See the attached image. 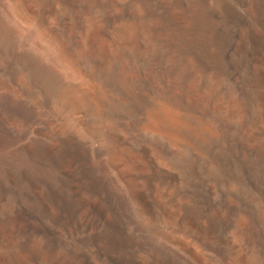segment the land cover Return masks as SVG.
I'll return each instance as SVG.
<instances>
[{
	"label": "bare ground",
	"instance_id": "6f19581e",
	"mask_svg": "<svg viewBox=\"0 0 264 264\" xmlns=\"http://www.w3.org/2000/svg\"><path fill=\"white\" fill-rule=\"evenodd\" d=\"M0 264H264V0H0Z\"/></svg>",
	"mask_w": 264,
	"mask_h": 264
},
{
	"label": "clouds",
	"instance_id": "9594fccd",
	"mask_svg": "<svg viewBox=\"0 0 264 264\" xmlns=\"http://www.w3.org/2000/svg\"><path fill=\"white\" fill-rule=\"evenodd\" d=\"M135 179L143 181V180H149L150 178L147 174H141L139 176H136Z\"/></svg>",
	"mask_w": 264,
	"mask_h": 264
},
{
	"label": "rangeland",
	"instance_id": "374dc122",
	"mask_svg": "<svg viewBox=\"0 0 264 264\" xmlns=\"http://www.w3.org/2000/svg\"><path fill=\"white\" fill-rule=\"evenodd\" d=\"M49 212L51 213V214H53L54 213V208H53V206H49Z\"/></svg>",
	"mask_w": 264,
	"mask_h": 264
}]
</instances>
